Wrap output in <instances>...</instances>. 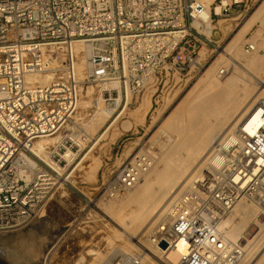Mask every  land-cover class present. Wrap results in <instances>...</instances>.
Masks as SVG:
<instances>
[{"label":"built area","instance_id":"2783aa9c","mask_svg":"<svg viewBox=\"0 0 264 264\" xmlns=\"http://www.w3.org/2000/svg\"><path fill=\"white\" fill-rule=\"evenodd\" d=\"M248 1L214 0L210 21L232 10L241 14ZM205 11L199 0H0V232L23 228L42 213L60 171L88 142L74 122L85 83L103 85L102 99L121 103L181 80L200 45L212 43ZM77 43L88 52L84 78ZM48 72L52 79L42 84L38 76ZM260 109L237 132L238 141L214 150L212 172L195 178L155 222L149 241L158 253L149 250L148 262L141 250L113 264L239 263L244 248L224 230L235 222L239 201L264 206V104ZM47 137L57 140L44 159L37 143ZM151 164L150 154L136 155L103 185L104 193L134 187Z\"/></svg>","mask_w":264,"mask_h":264},{"label":"bare ground","instance_id":"6f19581e","mask_svg":"<svg viewBox=\"0 0 264 264\" xmlns=\"http://www.w3.org/2000/svg\"><path fill=\"white\" fill-rule=\"evenodd\" d=\"M199 1L206 8L204 13V18H206L205 31L207 34H210L213 29V23L210 21V8L214 0ZM216 11L220 12V8L217 7ZM263 20L264 5L249 18L248 24L252 25ZM221 22L222 19L218 20V23ZM224 28H226L225 25ZM237 39L239 38L236 37L231 40L227 48L231 49L230 53L232 52L233 55L240 59L242 63L241 70H243V67L246 69L245 71H247L249 80L241 79V76H243L241 73V78L237 77L235 75L238 73L237 70L236 73L233 71L227 77L222 78L221 72H226L228 68L218 67L216 68L217 71H211L212 67H209L210 69L208 68L204 73L202 72L203 74L200 77L202 87L201 89L199 88L200 90L194 99L191 98L193 99L190 101L191 104H188V120L186 121L179 114L177 117H171V120L169 118L165 119L166 122L168 121L166 125L174 132L173 134H169L166 131H161V139L162 137L165 138L160 142L158 141V151L154 152L156 156L150 154L152 164L141 176V179L144 181H139L134 187L127 189L122 194L109 197L108 200L103 202L102 206L104 210L109 207L112 208L116 203L118 204V202L128 199L130 201H137V206L129 210L126 207L128 211L125 209L126 211L123 210L122 212L127 213L124 215L120 213L121 216H118L119 220H115L110 215L108 218V214L105 213L107 211H104L107 214L106 217L110 219V222H108L113 224V231L108 232L109 234H106L103 240L107 241L108 245L114 240L123 244H121L122 246L117 245L114 248H112L113 246H108L98 251L88 250V255H95L94 264H113L120 257L138 253L141 250L146 254L145 258L149 262V250L158 253L149 241V233L155 222L166 217L173 199L189 187H192V182L195 178L212 172L215 165V161L212 159L214 150L227 141H238L237 132L242 131L241 127L247 124L252 116V121L249 124H253L258 115H260V112H262L260 105L264 104V58L257 56L262 40L258 42L259 40H255L254 38L250 42L254 47L251 52L246 50L239 52L237 51ZM76 50L79 53L77 62L78 75L80 78H84L88 68V52L81 43H77ZM230 59L233 60L232 66L240 64L235 59ZM52 75V72H48L39 75L38 78L42 84H46L52 79ZM198 83L200 84L199 81ZM100 87H103V85H95L91 82L85 83L79 102V109L74 118V122L84 128L88 139L91 138L92 133L99 126L103 125L105 121L113 116L120 105V97H116L110 103L104 101L100 95ZM152 91L149 92L151 97ZM149 95L144 98L142 115L146 114L152 106ZM181 106L183 107V105ZM177 111L179 113L182 112L179 109ZM158 112L155 115V119L160 117L161 111ZM129 125V122L124 123L126 128H129ZM108 129H106L105 133ZM245 129L249 130L250 133L253 132L250 129V125H247ZM56 140V137L41 139L37 143L38 154L42 158L48 159L49 151L46 148L54 145ZM89 153L91 152L89 151L86 157L84 156L85 159ZM88 159L90 163L88 161V171L85 175V180H91L92 178L95 180V175L100 168V161L97 157ZM77 167L79 166L77 165ZM60 172L61 176H63V169ZM85 176L82 177L84 178ZM81 181L83 182L84 180L81 179ZM135 187H138L139 190L133 194L132 191ZM127 205L128 207L131 206L130 204ZM116 206L118 207V205ZM115 208L112 209L114 210ZM260 214H264V206H261L253 199H243L235 206V222L224 230V235L227 239L241 243L244 248L243 257L238 264H264V218H259ZM20 235V241L17 242L16 239L17 244L15 243L18 249L26 255L34 257L40 255V252L33 246L32 242L27 241L23 236L20 239ZM132 241H135V243L133 244ZM130 245H134L135 248H132ZM168 257L171 260H175L176 253L170 252Z\"/></svg>","mask_w":264,"mask_h":264},{"label":"rangeland","instance_id":"374dc122","mask_svg":"<svg viewBox=\"0 0 264 264\" xmlns=\"http://www.w3.org/2000/svg\"><path fill=\"white\" fill-rule=\"evenodd\" d=\"M263 5L264 0H249L241 14L232 10L231 15L218 19H222L221 23H218V20L214 21L211 33L207 34L205 31L212 43L200 45L195 64L188 73L184 74L181 80L176 77L163 88L160 85L157 91L155 90L156 86H154L144 90L138 96H133L132 99L129 98L127 102L122 100L113 116L92 133L91 138L77 153L74 162L65 170L63 176H59L52 193L44 202L42 213L23 228L0 232V264H94L95 255H88V250L98 251L108 246H113L112 248L117 245L122 246L123 243H119V241L114 240L108 245L107 241L103 240L106 234H109L111 230L113 231V224L109 223L110 219L108 218L110 215L115 220H119L120 213L124 215L127 212L124 213L123 210L126 211L137 206V201L123 200L112 207H116V210L111 207L104 210L103 202L112 196L104 193L103 185L116 175L124 163L131 161L136 155L148 153L156 156L154 152L158 151L157 143L165 138L162 137L161 139V131H166L169 134L174 132L166 125L168 121L166 122L165 119L171 120V117H177L179 114L186 121L188 120V104H191L190 101L201 89L200 77L209 67H212L211 71H215L218 67L228 68L225 73L220 74L222 78L227 77L233 71L236 73L237 70L239 74L243 75L234 73L237 77L249 80L246 69L243 67L241 70L240 59L232 52L230 53L231 49L227 48V45L231 40L238 37L237 51L242 52L246 50L245 45L252 42L254 38L259 40L258 42L262 40L257 56L264 58V23H261L264 20L252 25L248 24L249 18ZM230 58L235 59L241 65L232 66L233 60ZM192 89L194 90L192 91ZM151 90H153L152 97L149 93ZM148 95L151 97L152 106L146 114L142 115L144 98ZM177 108L183 113H179ZM158 111H161L160 117L155 119ZM126 122L130 123L129 128L124 126ZM106 129L108 131L105 133ZM89 151L91 153L85 159ZM94 157L99 159L100 168L95 175V180L92 178L86 181L85 175L90 163L88 158L93 159ZM81 159L85 161L83 160V162ZM81 175L85 177L83 178ZM81 179L84 181L82 182ZM141 181L144 180L141 179ZM138 190L139 188L135 187L133 191H130L134 194ZM127 204L131 206L128 207ZM104 211H107L105 213L108 215ZM19 235L20 239L23 236L27 241L32 242L40 255L37 257L26 255L18 249L16 239L17 242L20 241ZM132 243L134 244L135 241ZM130 246L135 248L134 245Z\"/></svg>","mask_w":264,"mask_h":264},{"label":"water","instance_id":"95a60500","mask_svg":"<svg viewBox=\"0 0 264 264\" xmlns=\"http://www.w3.org/2000/svg\"><path fill=\"white\" fill-rule=\"evenodd\" d=\"M161 246H162V247H165L166 245H165V243H162Z\"/></svg>","mask_w":264,"mask_h":264},{"label":"flooded vegetation","instance_id":"af4514ba","mask_svg":"<svg viewBox=\"0 0 264 264\" xmlns=\"http://www.w3.org/2000/svg\"><path fill=\"white\" fill-rule=\"evenodd\" d=\"M1 260V259H0Z\"/></svg>","mask_w":264,"mask_h":264}]
</instances>
